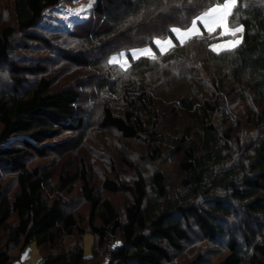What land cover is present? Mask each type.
<instances>
[{
  "label": "trees",
  "instance_id": "obj_1",
  "mask_svg": "<svg viewBox=\"0 0 264 264\" xmlns=\"http://www.w3.org/2000/svg\"><path fill=\"white\" fill-rule=\"evenodd\" d=\"M227 1L96 0L95 21L68 32L40 23L73 0H12L14 23L0 27V264L19 261L33 242L41 264H171L192 236L222 247L218 264H264V0H235L227 21L244 28L236 48L211 49L230 37L218 31L183 44L174 35ZM18 35L22 48L33 44L45 54L15 59ZM64 35L76 45H57ZM169 37L174 46L165 54L128 67L111 62L115 54ZM45 61L66 67L68 83L54 84ZM245 102L243 121L239 104ZM94 123L119 136L101 184L82 156L74 171L58 176L57 192L51 190L54 172L29 167V158L78 153ZM70 133L79 135L74 143H51ZM134 142L141 156L127 155ZM166 159L176 165L177 182L172 170L144 171L145 162ZM10 175L12 195L2 181ZM77 186L88 209L85 222L66 198ZM116 194L127 197L123 211ZM87 233L94 238L90 257ZM201 261L198 255L188 264Z\"/></svg>",
  "mask_w": 264,
  "mask_h": 264
},
{
  "label": "rangeland",
  "instance_id": "obj_2",
  "mask_svg": "<svg viewBox=\"0 0 264 264\" xmlns=\"http://www.w3.org/2000/svg\"><path fill=\"white\" fill-rule=\"evenodd\" d=\"M96 4V0H73L72 4H61L58 7L51 9L46 13L44 18L42 19L40 26L43 28L53 29V28H60L62 30L71 32V30L75 29L76 32L81 31V27L83 26L82 23L95 21L94 17L92 16V9ZM89 5H91L89 7ZM235 6V0H230L224 3L223 5H216L211 8L206 13L202 14L198 18L194 20L192 25L186 29H175L174 35L175 38L183 44L188 39L195 37L197 35L203 34L204 31L207 33H214L218 31L219 35L222 37H228L227 39L220 40L216 43H213L210 47L215 52L219 53L225 50L233 49L239 46L243 39H244V28H231L228 25V17L231 14L233 8ZM14 23V13H13V3L12 0H0V27L3 26H11ZM81 24V25H80ZM93 26V25H92ZM51 32L54 35L60 34L59 32ZM56 33V34H55ZM19 35L14 40L15 43V50L14 55L15 59H20L25 61L35 58L36 56H42L45 54V50L41 47H33V44H28V48H22L20 45L21 42L19 41ZM77 41L71 40L69 36H62L56 40V44L61 47H66L64 49L72 48L76 45ZM226 44H234V47L231 48H221L218 52L216 49L221 45ZM31 46V47H30ZM174 46V40L172 38H158L154 40L153 46H143L139 48H134L130 50L122 51L119 54H115L111 57V62L115 64H119L122 67H128L131 60H137L141 57H153L157 53L165 54L167 53L172 47ZM30 55V56H29ZM31 61V60H30ZM49 62V61H48ZM45 61L44 64L48 66L49 72L52 80L56 85L61 87L64 86L66 83V67H59L56 69V66H51V63ZM62 63V61L58 62L57 64ZM6 68V67H5ZM63 72V73H62ZM7 74V73H6ZM5 75V73H4ZM4 80L5 78L2 77ZM68 80H71L68 78ZM240 106V114L241 118L244 121L249 111V104L248 102L239 104ZM96 122V120H95ZM83 132V131H82ZM86 135V141L77 152L78 153H68L67 156L60 157L59 153H49L45 157L38 158V157H30L28 160V166L31 168L34 167H49L54 172V178L50 182L51 190L57 192V181L58 176L62 173H65L66 170L71 169L74 171L77 165H79V158L84 156L86 160L93 163L94 166V181L96 183L101 184V181L104 179V170H107L110 166V162L113 161V158L116 155V143L119 141V136L116 134H109L107 132H102V130L98 129L97 123H94L91 129H88L84 132ZM79 135L75 134H65L62 137L58 138L57 140L52 141L54 145H57L65 140L72 139L71 143H74L78 139ZM127 145V144H126ZM126 151L127 155L132 157V153L136 152L141 156L142 152L139 153L138 150H141V145L139 142H134ZM61 151V149H58ZM98 151V152H95ZM142 151V150H141ZM106 154L108 158H101L100 156H90V154ZM167 155V154H165ZM168 157V156H167ZM111 160V161H110ZM171 159H166V161L159 160L155 163H148L144 164L147 173H151L154 168L164 170L166 172L171 171V179L174 182L178 181V178L175 177L177 174L179 175L178 171L176 170V165L170 162ZM135 164L138 166L139 164L143 165L139 160H134ZM71 164V166H70ZM133 174V173H132ZM180 176V175H179ZM4 186L6 187L5 192L12 195L15 192L16 185H14V177L10 175L8 177H3L2 179ZM13 183V184H12ZM50 191V189H49ZM72 201V206L75 212L78 214L80 220L82 222L86 220L84 218L88 212V209L81 199V195L78 189V186L75 189V192L71 195V197H66ZM112 198L115 204L118 206L120 211H123L125 207V201H127V197L124 194H116L112 195ZM93 244L94 238L91 233H87L84 236V250L85 255L90 257L93 252ZM218 245H213L212 243H208L207 241L196 238V236H192V239L189 244H186L184 247L183 253L176 257L174 256L173 262L171 264H188L196 260L198 255L202 256L204 261L199 262L198 264H218L225 255V252L221 251ZM222 248V247H221ZM220 252V253H217ZM21 257H25V259L29 260L31 264H41V256L39 249L37 247L36 242L30 244L21 254ZM100 264V263H96ZM101 264H106V260L103 259Z\"/></svg>",
  "mask_w": 264,
  "mask_h": 264
},
{
  "label": "crops",
  "instance_id": "obj_3",
  "mask_svg": "<svg viewBox=\"0 0 264 264\" xmlns=\"http://www.w3.org/2000/svg\"><path fill=\"white\" fill-rule=\"evenodd\" d=\"M14 264H31L29 260L25 259V257H21L19 261L15 262Z\"/></svg>",
  "mask_w": 264,
  "mask_h": 264
},
{
  "label": "snow or ice",
  "instance_id": "obj_4",
  "mask_svg": "<svg viewBox=\"0 0 264 264\" xmlns=\"http://www.w3.org/2000/svg\"><path fill=\"white\" fill-rule=\"evenodd\" d=\"M91 5H89L90 7ZM234 47V44H226V45H221L219 46L216 50L219 52L221 50V48H231Z\"/></svg>",
  "mask_w": 264,
  "mask_h": 264
}]
</instances>
